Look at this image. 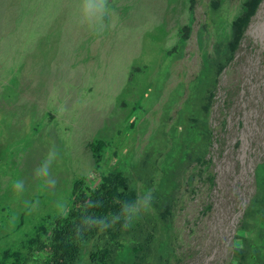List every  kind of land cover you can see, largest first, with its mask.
I'll use <instances>...</instances> for the list:
<instances>
[{"label":"rangeland","instance_id":"374dc122","mask_svg":"<svg viewBox=\"0 0 264 264\" xmlns=\"http://www.w3.org/2000/svg\"><path fill=\"white\" fill-rule=\"evenodd\" d=\"M245 1L0 0V253L29 254L77 179L122 167L153 235L146 264L158 241L163 264H236L244 239L261 245L242 219L263 195L264 0L199 116L207 130L195 126L192 146L208 139L203 159L171 160L207 84L205 55ZM96 139L107 141L98 162ZM163 190L168 223L157 214ZM260 254L245 264H264Z\"/></svg>","mask_w":264,"mask_h":264},{"label":"trees","instance_id":"16d2710c","mask_svg":"<svg viewBox=\"0 0 264 264\" xmlns=\"http://www.w3.org/2000/svg\"><path fill=\"white\" fill-rule=\"evenodd\" d=\"M262 1L246 0L238 16L231 22V34L227 40L216 44V53L205 55L206 69L203 80L207 84L199 88V104L186 119L183 139L173 153L175 157H171L174 162L191 161L196 155L197 161L203 159L208 139L205 135L202 143L192 146V141L199 136L195 126L207 130V125L199 121V116L205 113L207 103L213 96V87L217 83L218 75L233 58ZM214 3L217 5V2ZM106 144L107 141L103 139L92 142L91 148L97 162L101 159ZM256 178L263 195L253 198L255 205L254 209L250 210L252 216L250 211H247L242 219V226L253 231L255 239L261 242V245H253V248L249 249L250 241L244 239L245 245L237 255L236 264L259 261L260 250L264 248V162L259 165ZM169 180L171 181L170 176L167 175V179L162 180V188L170 183ZM71 196L68 209L55 217L50 229L42 225L37 228L36 234L30 237L27 244L29 254H24L22 250L6 248L0 253V264H121V260L126 257L130 258V262L125 260V264H146V258L152 254L153 235L151 232L147 234L148 231L142 223L144 216L133 212L138 194L125 167L105 170L98 180L86 182L85 177L77 179ZM172 200V196L165 195L164 190L162 199L157 200L158 217L166 223L171 219ZM248 216H251V219ZM255 222L259 226H255ZM151 227L152 230L155 224ZM139 233L142 234L141 237L138 236ZM158 242L157 247H154V251L157 250L155 259L150 264H163L168 257L167 249H160L161 243ZM35 244L37 247L34 248ZM263 259L262 257L261 260Z\"/></svg>","mask_w":264,"mask_h":264}]
</instances>
